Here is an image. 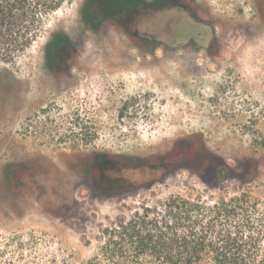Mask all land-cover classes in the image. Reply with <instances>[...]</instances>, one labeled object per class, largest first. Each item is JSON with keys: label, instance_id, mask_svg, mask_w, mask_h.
Listing matches in <instances>:
<instances>
[{"label": "rangeland", "instance_id": "rangeland-1", "mask_svg": "<svg viewBox=\"0 0 264 264\" xmlns=\"http://www.w3.org/2000/svg\"><path fill=\"white\" fill-rule=\"evenodd\" d=\"M84 1L63 4L0 62V264H107L104 228L121 210L174 194L246 193L264 207V0L123 6L95 29ZM57 32L70 39L61 71L45 60ZM250 159L249 183L209 188L193 173L210 179L226 163L240 176ZM165 163L174 169L154 183ZM104 172L133 189L117 196ZM127 264L154 263L143 253Z\"/></svg>", "mask_w": 264, "mask_h": 264}, {"label": "trees", "instance_id": "trees-1", "mask_svg": "<svg viewBox=\"0 0 264 264\" xmlns=\"http://www.w3.org/2000/svg\"><path fill=\"white\" fill-rule=\"evenodd\" d=\"M71 0H0V62L13 61L38 36L45 19ZM161 0H85L82 18L94 29L112 18L114 9L159 3ZM65 32L54 33L45 44L46 57L69 41ZM250 159L242 166L240 176H232L233 167L217 163L209 170L210 179L198 175L209 188L229 180L249 183L259 174V165ZM197 163L205 166L204 162ZM108 161L101 167H107ZM106 165V166H105ZM165 174H171L174 164H163ZM92 180L94 177L90 174ZM101 186L110 185L119 197L127 196L132 186L104 172ZM217 182V183H216ZM106 235L102 259L107 264H127L137 261L143 253L154 264H264V207L241 193L221 197L214 203L203 196L174 194L160 204L129 207L121 210L116 220L104 228ZM102 262V261H101ZM101 264V263H100Z\"/></svg>", "mask_w": 264, "mask_h": 264}, {"label": "flooded vegetation", "instance_id": "flooded-vegetation-1", "mask_svg": "<svg viewBox=\"0 0 264 264\" xmlns=\"http://www.w3.org/2000/svg\"><path fill=\"white\" fill-rule=\"evenodd\" d=\"M180 1V0H178ZM177 1V2H178ZM162 4V3H161ZM157 5V4H155ZM153 3H145V5L143 6V8H145L146 12H150V10L155 6ZM167 5V4H166ZM139 5H136L135 8H138ZM136 12H138L137 10H135ZM136 15V14H135ZM137 17V15H136ZM63 50L62 48H60L59 50L54 52V55L50 58L45 57V60H47V64L48 66L54 70V71H61L63 68L66 69V66L68 68V59H66L67 57L62 56Z\"/></svg>", "mask_w": 264, "mask_h": 264}]
</instances>
